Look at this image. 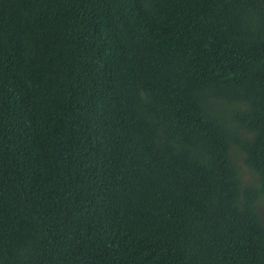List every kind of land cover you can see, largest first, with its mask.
<instances>
[{
	"label": "trees",
	"instance_id": "trees-1",
	"mask_svg": "<svg viewBox=\"0 0 264 264\" xmlns=\"http://www.w3.org/2000/svg\"><path fill=\"white\" fill-rule=\"evenodd\" d=\"M0 264H264V0H0Z\"/></svg>",
	"mask_w": 264,
	"mask_h": 264
}]
</instances>
